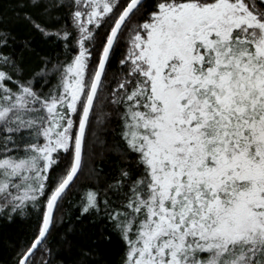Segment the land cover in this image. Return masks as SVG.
<instances>
[{
    "label": "snow or ice",
    "instance_id": "6c2138e0",
    "mask_svg": "<svg viewBox=\"0 0 264 264\" xmlns=\"http://www.w3.org/2000/svg\"><path fill=\"white\" fill-rule=\"evenodd\" d=\"M11 3L54 51L0 10V264H264V0ZM86 170L91 247L53 235Z\"/></svg>",
    "mask_w": 264,
    "mask_h": 264
},
{
    "label": "trees",
    "instance_id": "16d2710c",
    "mask_svg": "<svg viewBox=\"0 0 264 264\" xmlns=\"http://www.w3.org/2000/svg\"><path fill=\"white\" fill-rule=\"evenodd\" d=\"M11 7V0H0V10L4 11L7 16L12 17L8 26L11 27L17 35V43L14 45L17 51H19L21 47L19 41L24 38H32L33 45L38 51L49 53L53 52L54 50L52 46L44 43L38 34L30 32L27 28L23 27L18 21H16L15 17L12 16ZM116 55L118 58L119 52H117ZM31 59L33 62L35 61V57H31ZM112 66L113 68L116 66V59L113 60ZM115 159L116 158L113 157V160ZM96 163L100 164L102 162L98 160ZM103 163L105 171H109L110 168H114V165H109L107 162ZM89 185H95V181L87 175L86 170L85 174L82 175L80 179L76 180L75 187L72 188L64 201L62 207L63 222L58 224L53 233V235L56 236L57 233L62 232L65 228H67L69 223H73L77 228L75 233L76 240L86 247L93 246L95 238L100 236L101 230L107 227L101 220H97L95 223L91 222V218L86 221L76 220V217L79 215V200L84 195L85 188ZM32 222V220L25 221L18 218L16 223L6 227L3 222H0V259L6 260L11 255L12 249L9 247L8 241L11 240L19 242L30 235V225ZM81 228L83 229L82 233L80 232ZM100 250L101 256L99 259L101 260V264H118L121 253V245L115 234H113V240L111 242H102L100 244Z\"/></svg>",
    "mask_w": 264,
    "mask_h": 264
}]
</instances>
